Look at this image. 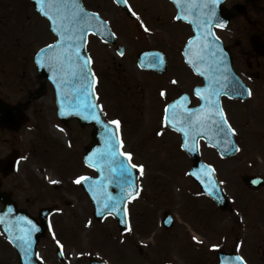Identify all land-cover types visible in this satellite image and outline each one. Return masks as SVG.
Masks as SVG:
<instances>
[{
	"label": "flooded vegetation",
	"instance_id": "flooded-vegetation-1",
	"mask_svg": "<svg viewBox=\"0 0 264 264\" xmlns=\"http://www.w3.org/2000/svg\"><path fill=\"white\" fill-rule=\"evenodd\" d=\"M80 3L87 13L98 14L107 22L108 33H114L109 36L113 37L112 42L97 34H89L86 50L91 57V69L95 75L97 100L106 120L111 121L116 113L114 119L121 121L120 136L144 135L141 141L136 139L127 145L131 163L141 165L139 156L142 153H139L143 152L147 161H157L161 172L164 171L172 183H189L194 192L190 191L192 201L186 200L183 210L186 215L195 214L202 219V230H196L207 235L208 239L212 236L221 242L223 249H219V253H235L246 264H264V0H219L218 3L199 0L196 7H190L183 0L180 5L173 0H127L126 4L118 0H80ZM133 12L136 16L132 15ZM180 14L187 16V19L174 18ZM209 18L210 24L201 27L199 32L197 24L191 23L193 20L199 22ZM221 24L222 27L219 26ZM197 34L202 37V41L212 36L218 38L230 57L231 75L236 77L235 82L238 81L234 92L229 95L232 92V88H228L232 78L225 79L229 94L225 91L221 96L224 116L236 130L235 135H229L231 144L226 151L221 152L219 147L223 148L222 144L198 140L197 149L204 165L194 168V160L181 147L183 134L174 127H164L162 118L164 107L181 96H187L188 99L180 108L197 109L201 104L194 89L203 86L204 79L185 62L183 54L188 41ZM51 35L55 39L49 21L34 9L30 0H0V164L11 154L18 153L19 167L23 156L16 144L21 142L27 130L33 129V119L41 120L38 103L47 93L55 100L54 87L49 82L41 86L34 61L39 50H22V39ZM41 87H44L43 93ZM161 91L166 93L164 97L160 96ZM107 100H113L118 110L107 111L102 105ZM7 105L16 110H5ZM110 112L114 113L111 119ZM9 113L13 116L11 128L7 118ZM44 120L39 122L41 127ZM72 125H76L83 136L80 145L85 153L94 127L81 126L77 120H69L64 126L72 130ZM87 129L90 131L89 140ZM160 131H163V135H157ZM149 144L152 145L147 149ZM237 148L240 150L237 151ZM209 165L214 172L209 171ZM192 171L196 172L200 180L214 177L218 181L225 195L223 209L214 198L201 192L191 175ZM15 174H1L0 186ZM253 177L260 179L261 185L256 187L248 181ZM166 189L167 186L163 188V194L167 195L165 204L170 199ZM80 191L84 202L90 204L93 215L88 195ZM2 192L0 190V196ZM4 192L8 193L17 208L25 210L38 223H41L43 209L52 207L49 208L52 212L55 207L37 208L35 201L25 207L14 198L11 191ZM134 201L127 204L128 230L125 233L120 232L117 222L111 218L115 221L117 233L119 231L124 238V244L121 245L114 237L113 244L108 246L115 259L104 261L97 258L100 262H143L144 255L132 254L135 245H132L130 235L135 214L128 207ZM28 203L29 199H25L24 204ZM2 208L0 198V210ZM167 213L170 212H163L159 227L171 232L176 229L178 218L174 215L175 220L168 229L169 223L164 217ZM195 216L184 217L196 221ZM48 234L49 230L40 245L48 240ZM5 247L14 254L12 260L18 263L11 245ZM219 253L210 255L212 264H219ZM91 257L88 256V264ZM57 259L60 264H67L65 255L57 256Z\"/></svg>",
	"mask_w": 264,
	"mask_h": 264
},
{
	"label": "rangeland",
	"instance_id": "rangeland-1",
	"mask_svg": "<svg viewBox=\"0 0 264 264\" xmlns=\"http://www.w3.org/2000/svg\"><path fill=\"white\" fill-rule=\"evenodd\" d=\"M53 39L52 35L22 39V50H38ZM102 105L107 111L118 110L113 100L104 101ZM38 106L39 115L45 119L41 124L43 127L39 123L42 118L33 119V129L22 135L21 142L16 144L23 156L18 171L8 181H3L0 190L11 191L14 198L25 207L32 205L34 201L37 202V208L55 206L49 218L48 240L44 241L38 250L41 260L46 264H60L56 255V247L60 245L63 246L60 248L66 256L67 264H88V256H96L104 261L114 260L115 256L108 245L113 244L115 238L123 245L124 238L119 231L117 233L115 221L111 218L101 225L94 222L95 220L93 223L90 221V204L84 202L81 189L74 183L78 176L86 173L95 175L92 170L86 168L83 161L84 150L80 145L83 136L80 130L76 129V125H72L71 130L57 122V108L50 93L41 99ZM112 113H109L110 119L113 117ZM116 116L115 113L114 117ZM87 137L89 140V129ZM121 137L123 151L127 153L128 143H133L136 139L141 141L144 135L128 134L125 137L122 134ZM140 154L143 172L137 168L140 171L141 194L128 207L135 214L130 235L132 245H135L132 254L145 256L141 264H165L167 261L174 262L172 264H190L189 259L191 264H212L210 255H217L219 249H223L222 243L212 236L209 238L213 241L211 242L207 235L200 234L197 230H202V219L195 214L186 215L183 210L185 201H192L190 191L194 192L193 188L189 183H172L165 172H161L157 161H147L146 154ZM1 178L0 174V180ZM52 180L56 183H51ZM165 186L170 196L167 204V195L163 194ZM25 199H29L28 204H24ZM165 210L178 218L174 231L167 232L160 228L159 221ZM192 215L196 221L185 218ZM193 237L202 244H195ZM108 239L110 242H107ZM55 240H59L60 245H57ZM6 244V238L0 230V264H18L12 260L14 254L5 247ZM213 245L217 247L213 248ZM118 251H122L120 247Z\"/></svg>",
	"mask_w": 264,
	"mask_h": 264
},
{
	"label": "snow or ice",
	"instance_id": "snow-or-ice-1",
	"mask_svg": "<svg viewBox=\"0 0 264 264\" xmlns=\"http://www.w3.org/2000/svg\"><path fill=\"white\" fill-rule=\"evenodd\" d=\"M120 3H127V0H118ZM174 3L180 5L182 0H173ZM185 4L190 7H196L199 4V0H183ZM219 0H212V3H218ZM40 6V11L53 25V31L58 37V42L56 44H47L44 48L39 49L37 53L41 57L40 66H47L51 71L59 72L62 77H67L69 73L74 78H78L80 82V87L76 90L77 94L83 93V100L80 103V108L87 112L84 116L85 119H91L97 123H101V113L103 108L99 106L96 102H88L87 96L89 92L86 90L87 87H91L90 78L92 81L95 80V75L89 68V63L91 62V57H86L81 55V48L83 45L84 37L89 31L95 32L99 35L101 32H106L108 27L107 22L104 21L98 14H89L85 11L83 7L80 6L78 0H37ZM206 7V5H205ZM136 16V13H132ZM175 19H187V16L180 14L174 17ZM139 20V17H137ZM210 18L203 21L193 20L191 23L197 24V31L201 27L210 24ZM143 27V24H140ZM219 26H223L222 24ZM147 31V28H144ZM107 35L112 36L114 33H107ZM210 35V33H209ZM191 45V41L189 42ZM45 49L49 52L46 53ZM55 49V51H51ZM123 55V52H121ZM187 55V54H186ZM216 56L215 52L211 51L210 42L207 44H202L199 51L193 52L192 56L188 58L187 63H189L193 70L209 81L208 86L205 88L197 87L194 89V94L199 98L202 103L198 109H193L190 107L180 108L179 106L188 99L187 96H181L177 101L167 104L163 109L162 124L164 127H174L177 131L181 132L184 136V142L181 144L182 148L189 151L195 152L197 150V142L200 139L207 138L208 141H214V144H222L223 150H227L231 144L229 135H235L236 130L232 128L231 124L227 122L224 116L223 110L219 105L218 97L222 90V84L220 80L216 79L214 72H219L220 69L214 64H209L207 70H201L198 64H203L208 57ZM209 73H213L209 75ZM55 82V77H54ZM66 81L62 80L60 83H56L57 92L59 93L61 88V83ZM175 83V81H172ZM251 95V92L248 93ZM166 93L164 91L160 92V96L164 97ZM100 111L97 112V108ZM61 115H64L63 111V101H61ZM111 126H115L114 128ZM121 126V121L118 119H113L107 121L103 124L104 138L107 148V152L101 153L97 152L93 156H90L85 163L90 168H94L100 177L97 178V182L103 183V180H109L114 183L121 191L127 193V189L122 186L120 181L124 177H129V179L124 182L127 184L128 188H133L132 181L130 179L131 172L130 169L140 168L141 173L143 172V165H137L131 163V154L126 152H117L115 146L113 145V140L118 139L117 133ZM157 135H163V131L157 132ZM221 137L223 140H221ZM192 141V146L189 148L188 142ZM122 144V140L120 141ZM239 151L240 149H236ZM117 156H127L129 157V166H124L118 164ZM103 161V163H101ZM107 167L109 175H105V168ZM210 172H214L211 165L208 166ZM192 176H197L196 172L191 173ZM92 179V177L81 175L76 178L74 183L82 184ZM197 179L199 177L197 176ZM51 183H56L55 180L50 181ZM256 182V181H254ZM129 197L133 194L139 195V188H134L133 193H127ZM93 199L100 204L103 200L102 209L98 211L108 212L109 215L112 211H115L117 205L114 197L107 194L105 189L103 196L93 195ZM10 215L12 213L11 209L6 210ZM22 224L27 225V227L20 226L17 228L18 234L16 239L22 243L23 251L27 253V248L31 245V233L37 231L36 226L33 222L26 217L19 218ZM3 216L0 215V224H5ZM5 234L9 237L13 235V230L11 227H5ZM196 238L193 237V240ZM57 245H60L59 240H55ZM62 248L63 246L60 245ZM217 247L213 245V248ZM63 255V251L60 253ZM236 260L240 261V264H246L242 257H236ZM225 264H231V261H226Z\"/></svg>",
	"mask_w": 264,
	"mask_h": 264
},
{
	"label": "water",
	"instance_id": "water-1",
	"mask_svg": "<svg viewBox=\"0 0 264 264\" xmlns=\"http://www.w3.org/2000/svg\"><path fill=\"white\" fill-rule=\"evenodd\" d=\"M31 1H32L35 9L41 15H43L40 11V6L37 3V0H31ZM78 2L80 4V6L82 7L80 0H78ZM51 28L53 30L52 24H51ZM94 31H95V29H94ZM90 32L91 31H89L88 33H90ZM88 33L84 37L83 45L81 48V55L82 56H86V52L84 49H85L86 37H87ZM190 41H191V45L188 43L186 48H185V52H184L185 56H186V61L188 60L189 57L192 56L193 52L200 50V47L202 44H207L209 42L211 44V51L216 53V56L208 57L204 61L203 64H198L197 66L200 67L201 70H207L209 64H214L216 67H218L220 69L219 72H215V73L218 74L216 79L220 80V82L223 86L222 90L220 92V95L217 98L219 101V105L221 107V103H220L221 96L225 94V91L229 94V92L227 90L228 88H232V92L229 94V95H232V93L234 92V87L238 81V79H237V81L235 82L234 80H236L235 79L236 77H234V75H231L232 71L230 68V61L228 59L227 53L224 52L222 45L219 42V40L213 36L210 39L207 38L206 41H202V37L198 36V34H197V37L192 38ZM57 42H58V40H57ZM56 43H54V44H56ZM214 46H215V50L214 49L212 50V47H214ZM51 51H55V49H52ZM45 52L48 53L49 50L45 49ZM38 61H41V63L43 62L41 57L37 55L36 65H37V68H38V71H39V74L41 77L46 78V79H50L53 82V84L55 85V87H56V83H60L62 80L66 81L64 83H61L60 91H59V93L57 92V94H58L57 106H58L59 116H60L61 120H64L66 117H77L78 119L81 120V122L83 124H93L97 129L96 133L93 136V141L90 144L88 151L84 156L85 161L88 160V158L90 156H93L97 152H101V153L107 152V148H106V144H105V138H104V129H103V124L106 122L103 118V114L102 113L100 114L101 115V123H97L94 120L84 118V116L87 115V112L83 111V109L80 108V106H79L83 100V93H79V95H78L77 91H76L80 87V82H79L78 78H74L71 75V73H69L67 75V77H62L59 72L54 73L47 66L41 67L40 63H38ZM209 75H211V73H209ZM54 77H55V82H54ZM228 78L229 79L232 78V82H231V86H229L227 88V85L225 83V79H228ZM204 80H205V85L201 88H205L209 84L208 80H206L205 78H204ZM90 84H91V87L86 86V90L89 92V95L87 96V101L88 102H96V97H95L94 90H93V81L91 80V78H90ZM69 89H71V91H69ZM56 90H57V88H56ZM69 96H71V98ZM236 97H238V96H236ZM61 101H63L64 115H61ZM201 103H202V101H201ZM99 111H100V109L98 107L97 112H99ZM111 127L114 128L115 126H111ZM117 136H118V133H117ZM204 139L206 141H208L207 138H204ZM190 143H191V141L189 140L188 144H190ZM113 145L115 146V150L117 152H121L119 138L113 140ZM189 152H190L192 159H194L196 161L199 160L198 159L199 158L198 151H197L196 155L193 154L191 151H189ZM16 159H17V156L12 155L6 161H4L1 165L2 167L3 166L5 167L4 171L7 169L6 170L7 173L12 172L15 168L14 163H15ZM117 161H118V164H122L124 166L130 167L129 162L125 156H117ZM101 163H103V161H101ZM130 172H131L130 179L132 181L133 188H128L127 184L124 182L125 180L129 179V177H124V179H122L120 181L122 186L127 189V193H133L134 188H137V187L139 188L137 171L135 169H130ZM109 174L110 173L108 172V169L106 167L105 168V175H109ZM98 177H100V173H98ZM97 178H92V179L88 180L87 182H83L81 184L83 189L88 193V195H89V197H90V199L94 205L95 218L98 220H103L105 217L109 216V213L106 211L105 212L98 211L99 209H102L103 200L101 201L100 204H97V201L93 199V195L103 196L104 191L106 189L107 194L114 197V199L116 200V205H117L115 211H112V213L110 215L114 216L117 219L119 227L122 230H124L127 227V225H126V211H125L126 202L128 200H131L132 198H134L136 195L133 194L131 197H129V195L126 192L121 191L120 188H118L114 183H111L109 180H103V183L101 184V183L97 182ZM210 183L211 182H209V181H207V182L198 181V184L202 187L203 192H205L207 194L211 193V189L209 188ZM221 192L218 193L217 200L222 198ZM7 209L12 210V213L10 215L7 213V211H6ZM0 215L3 216V219L6 222L5 224H0L3 231L5 232V227H11L13 230V235L11 237H9L7 235L6 236L8 237V239L12 243V245L15 247V249L17 250V253L19 255L20 264H41L38 260V257H37L36 248H37V245L39 243V240L45 235V231L47 229V227H46L47 221H44L42 223V225L39 226L34 221L33 218H30L29 216H27L26 214H23L22 212H16L14 210V208L10 206V204L8 207H6L5 211ZM21 217H26L27 219L31 220L37 229V231H33L31 233V237H30L31 245H30V247L27 248V253H25L22 250L23 247H25V246L22 245V243L16 239V235L18 234L17 228L20 226L27 227V225L22 224L19 221V218H21ZM226 261H227V258L225 257V255L222 254L220 257V263L225 264ZM91 264H102V263H99L98 261L92 260Z\"/></svg>",
	"mask_w": 264,
	"mask_h": 264
},
{
	"label": "bare ground",
	"instance_id": "bare-ground-1",
	"mask_svg": "<svg viewBox=\"0 0 264 264\" xmlns=\"http://www.w3.org/2000/svg\"><path fill=\"white\" fill-rule=\"evenodd\" d=\"M63 135V134H62Z\"/></svg>",
	"mask_w": 264,
	"mask_h": 264
}]
</instances>
